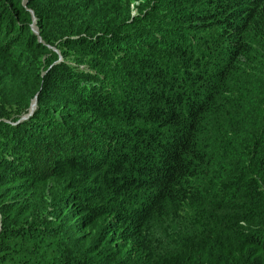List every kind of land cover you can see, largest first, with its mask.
Returning <instances> with one entry per match:
<instances>
[{"label": "trees", "instance_id": "1", "mask_svg": "<svg viewBox=\"0 0 264 264\" xmlns=\"http://www.w3.org/2000/svg\"><path fill=\"white\" fill-rule=\"evenodd\" d=\"M134 1L0 0V264H264V0Z\"/></svg>", "mask_w": 264, "mask_h": 264}, {"label": "rangeland", "instance_id": "2", "mask_svg": "<svg viewBox=\"0 0 264 264\" xmlns=\"http://www.w3.org/2000/svg\"><path fill=\"white\" fill-rule=\"evenodd\" d=\"M139 2H140V0H138V1H134L132 4H131V6H130V11H131V16L133 15H136L139 11H138V4H139ZM35 27H36V29H37V31H38V33H39V30H38V28H37V26L35 25ZM50 48L58 55V59L53 63V64H56V63H59V62H62V61H64L65 59H64V56H63V53H62V51H61V49H60V47L58 46V45H54V46H50ZM68 62L69 63H71L72 65H75L76 64V62L74 61V60H72L71 58L70 59H68ZM52 64V65H53ZM51 65V66H52ZM43 72H45L44 70H43ZM46 73H48V71H46ZM0 89L1 90H5L2 86H0ZM5 91H7V90H5ZM6 94L7 93H5V97H4V99L7 101V99H6ZM35 99H37V100H35ZM12 102V101H11ZM31 105H30V107H28L27 108V111L26 112H22V113H20V114H18L19 115V118L17 119V120H15V119H13V120H6L8 123H10V124H12L13 126H17L19 123H21V122H24V121H26V120H29L34 114H35V112L37 111V109H38V96L37 95H35V97H33L32 99H31V103H30ZM61 113V112H60ZM11 119V118H10ZM18 130V131H17ZM19 128H14V129H8L7 130V135H5V136H2V137H4V138H2V140H6L7 138H8V136H9V134H11V136L14 138H16V136H15V132L16 133H18L19 132ZM15 131V132H14ZM46 132L47 130L46 129H43V128H40L39 129V132ZM2 147H0V149H1ZM227 228H229V229H231V231H236L237 229H243V231L245 230V225L243 224V223H240V224H237V223H234V222H230V224L228 225V226H226Z\"/></svg>", "mask_w": 264, "mask_h": 264}, {"label": "water", "instance_id": "3", "mask_svg": "<svg viewBox=\"0 0 264 264\" xmlns=\"http://www.w3.org/2000/svg\"><path fill=\"white\" fill-rule=\"evenodd\" d=\"M26 2V0L24 1V3ZM35 23H36V19L34 18V23L32 24V26H33V30H34V32L36 33V34H39L38 33V31H37V29H36V27H35ZM40 40H41V38H40ZM35 100H37V99H35Z\"/></svg>", "mask_w": 264, "mask_h": 264}, {"label": "clouds", "instance_id": "4", "mask_svg": "<svg viewBox=\"0 0 264 264\" xmlns=\"http://www.w3.org/2000/svg\"><path fill=\"white\" fill-rule=\"evenodd\" d=\"M25 1V0H24ZM27 1V0H26ZM26 3V2H25ZM36 25V24H35Z\"/></svg>", "mask_w": 264, "mask_h": 264}]
</instances>
